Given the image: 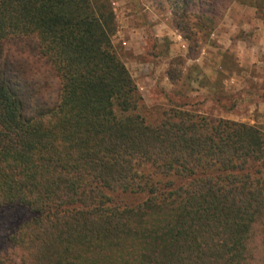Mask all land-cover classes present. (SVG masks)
<instances>
[{
  "label": "trees",
  "instance_id": "1",
  "mask_svg": "<svg viewBox=\"0 0 264 264\" xmlns=\"http://www.w3.org/2000/svg\"><path fill=\"white\" fill-rule=\"evenodd\" d=\"M173 3L187 38L204 3ZM113 31L108 0H0V210L31 214L0 264H264V131L146 119Z\"/></svg>",
  "mask_w": 264,
  "mask_h": 264
},
{
  "label": "rangeland",
  "instance_id": "2",
  "mask_svg": "<svg viewBox=\"0 0 264 264\" xmlns=\"http://www.w3.org/2000/svg\"><path fill=\"white\" fill-rule=\"evenodd\" d=\"M173 2L108 0L114 16L111 43L135 83L146 119L177 108L264 131V64L257 65L249 45H262L263 35L249 28L264 26L262 1L201 0L202 11L188 8L187 38L182 36L180 11L174 10ZM260 55L264 63V52ZM108 195L121 203L145 196ZM29 216L19 207L0 210V248Z\"/></svg>",
  "mask_w": 264,
  "mask_h": 264
},
{
  "label": "crops",
  "instance_id": "3",
  "mask_svg": "<svg viewBox=\"0 0 264 264\" xmlns=\"http://www.w3.org/2000/svg\"><path fill=\"white\" fill-rule=\"evenodd\" d=\"M262 1V8H263V4H264V0H261ZM249 6H251L253 9H254V11H256V6L254 5V4H252V5H249ZM263 19V18H262ZM249 28H251V30H253V31H255L257 34L258 33H260V34H262L263 36H262V42H260V43H262V45H260V44H257V43H255V44H249L251 47H254L255 48V50H254V48H251V51H253V53H254V60L257 62V65H259V66H261V65H263L264 63H263V58H262V56L260 55V53H262V52H264V26H263V24H261V25H258L256 28L255 27H251V26H249ZM198 60V59H197ZM244 64H245V62H243ZM247 63V62H246ZM230 80H232L233 81V77L230 75ZM263 81V80H262Z\"/></svg>",
  "mask_w": 264,
  "mask_h": 264
}]
</instances>
